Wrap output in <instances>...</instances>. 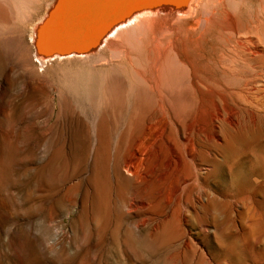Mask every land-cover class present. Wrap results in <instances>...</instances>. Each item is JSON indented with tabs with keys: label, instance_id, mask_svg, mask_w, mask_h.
<instances>
[{
	"label": "rangeland",
	"instance_id": "1",
	"mask_svg": "<svg viewBox=\"0 0 264 264\" xmlns=\"http://www.w3.org/2000/svg\"><path fill=\"white\" fill-rule=\"evenodd\" d=\"M197 8L131 11L151 34L84 60L66 49L67 0H0V264H264V87L238 109L230 93L258 70L219 60L223 27L264 20V0Z\"/></svg>",
	"mask_w": 264,
	"mask_h": 264
},
{
	"label": "bare ground",
	"instance_id": "2",
	"mask_svg": "<svg viewBox=\"0 0 264 264\" xmlns=\"http://www.w3.org/2000/svg\"><path fill=\"white\" fill-rule=\"evenodd\" d=\"M66 1V0H65ZM202 1L204 2V0H187V2H186V5H185V7L184 8H182V9H179V8H175L176 6H174V5H170L169 7H167V9H166V11H162V13L164 12V14L165 13H167V15L168 14H172L173 12V14L175 15V14H177V15H179V16H181V15H185V14H189V16H190V12H191V10H192V8H197L198 6H200L201 5V3H202ZM219 1V0H218ZM63 2V1H62ZM234 2V1H233ZM207 3V2H206ZM213 3V2H212ZM211 3V4H212ZM203 5H204V3H203ZM208 5V4H207ZM212 5H214V4H212ZM239 5V4H238ZM64 6L66 7V5L64 4ZM210 6V5H209ZM219 6V5H218ZM214 7H216V5L215 6H213V8ZM221 7H224V5H222ZM199 8H201V7H199ZM205 8V7H204ZM65 10H66V8H64ZM198 9V8H197ZM224 9V8H223ZM235 9V8H234ZM64 10V11H65ZM213 11H214V9H212ZM216 10H217V8H216ZM215 10V11H216ZM221 10V9H220ZM225 10V9H224ZM263 10V9H262ZM63 11V12H64ZM210 10H208V12H209ZM218 11V10H217ZM66 12V11H65ZM143 12V11H142ZM145 12V11H144ZM159 12H161V11H159V10H156L155 11V13L154 14H158ZM206 12V11H205ZM227 12V11H226ZM261 12V11H260ZM148 13H153V12H148ZM147 12H146V15L148 14ZM192 13V12H191ZM214 13V12H213ZM223 13H225V12H223ZM232 13V12H231ZM60 14V13H59ZM62 14H64V13H62ZM129 14V13H128ZM138 14H140V13H138ZM145 13H143V15H144ZM170 14V15H171ZM172 14V15H173ZM193 14H194V10H193ZM192 14V15H193ZM196 14H198L197 12H196ZM215 14H217V12L215 13ZM260 14H262V13H260ZM259 14V15H260ZM58 15V14H57ZM67 15V13H65V16ZM170 15H168V16H170ZM203 15L205 16V13H203ZM219 15V14H218ZM226 15H228V13L226 14ZM64 16V15H63ZM62 16V17H63ZM148 16V15H147ZM150 16V15H149ZM153 16V15H152ZM179 16L177 17V18H179ZM187 16V15H186ZM185 16V17H186ZM188 16V17H189ZM203 16V17H204ZM261 16V15H260ZM56 17V16H55ZM138 15H134L133 17H131V18H127L126 20H124V21H122V22H120L119 24H117V26L115 25L113 28H111L110 30H108V31H106L105 33H103L97 40H96V42L94 43V45H92V47H90V49L89 50H87L86 52H84V53H76V54H80V55H77V56H80V58H83L84 60L85 59H88V58H92V57H96V55H98L99 53H100V51H101V47L102 46H104V45H106V43L108 44V41L109 40H111V39H115V38H124V39H122L121 41L123 42V40H125V36H126V38L128 37L129 39H132V38H130V35L129 36H127L126 34L129 32H132V31H135V30H138L139 32H140V27L142 26H145L146 27V30L148 29L147 28V24H148V22H147V20H145V21H139V19H138ZM141 17V16H140ZM139 17V18H140ZM144 17H146V16H144ZM151 17V16H150ZM153 17H155V16H153ZM173 17H175V16H173ZM183 16H181L179 19H181ZM185 17L183 18V19H185ZM212 17V16H211ZM235 17H236V15H235ZM15 18V17H14ZM195 18V17H194ZM254 18V17H253ZM260 18V17H259ZM258 18V19H259ZM262 18H263V15H262ZM56 19H57V17H56ZM61 19V18H60ZM63 19V18H62ZM61 19V20H62ZM65 19V18H64ZM142 19V18H141ZM152 19V18H151ZM183 19H181V21H183ZM190 19V18H189ZM204 19V18H203ZM221 19V18H220ZM223 19H226V18H224L223 17ZM228 19H229V17H228ZM264 19V18H263ZM58 20V19H57ZM57 20H56V22H57ZM66 20V19H65ZM65 20H64V23H65ZM142 20H144V19H142ZM149 20V19H148ZM154 20V19H153ZM156 20V19H155ZM186 20H187V18H186ZM194 20V19H193ZM211 20V19H210ZM227 20V19H226ZM251 20V19H250ZM60 21V20H59ZM152 20H149V22H151ZM207 21V20H206ZM205 21V22H206ZM252 21L254 22V20L252 19ZM144 23V25H143V23ZM147 22V23H146ZM153 22V21H152ZM177 22V20L176 21H174V24ZM196 22H198V21H196ZM221 23H223L222 21H220ZM229 22V21H228ZM55 23V22H54ZM61 23H62V21H61ZM61 23H59V24H61ZM195 23V22H194ZM202 23V22H201ZM225 23H227V22H225ZM224 23V24H225ZM248 23H249V21H248ZM255 23V22H254ZM53 24V23H52ZM50 25V26H52L53 27V25ZM142 24V25H141ZM152 23H150V24H148L149 26L151 25ZM154 25H155V23H153ZM152 24V25H153ZM158 24V23H157ZM173 24V23H172ZM198 24V23H197ZM230 24H231V22H230ZM55 25H57V28L59 27L58 26V24L56 23ZM71 25V24H70ZM141 25V26H140ZM195 25V24H194ZM202 25V24H201ZM206 25V24H205ZM226 25H229V23H227ZM226 25H224V26H226ZM245 25V24H244ZM250 25V24H249ZM249 25H247V27L248 28H246V29H238V28H235V27H228L227 26V28L226 27H223L224 29V31L227 33V34H229L230 36H231V38H233V41H232V44L229 46V48H228V54H226V55H222L221 56V58L219 59L220 60V66H221V68H223L224 70H230V71H235V69H236V66H237V64L238 63H246V64H249V63H251V64H253V66L258 70V72L257 73H255L254 75H250V76H247V75H241L245 80H246V85L243 87V88H241V89H238V90H236V91H233V92H231L230 93V97H231V99H232V101H234V102H236V106L238 107V109H242L243 107L245 108V107H248V105L251 103V101L253 100V95L255 94H257V93H259L260 91H261V93H262V90H263V88L262 87H264V73H262V69H264V47H263V45L264 44H262V42H264V41H262L263 40V38H264V20H260V21H258L257 23H255L253 26H251V27H249ZM61 26V25H60ZM64 27H65V25H63ZM148 26V27H149ZM211 26V25H210ZM238 26V25H237ZM236 26V27H237ZM55 27V26H54ZM71 26H69V30L71 29L70 28ZM144 27V28H145ZM208 27H209V24H208ZM60 28V27H59ZM61 28H63V27H61ZM153 28V27H152ZM155 28V27H154ZM203 28L204 27H202V31L201 32H203ZM245 28V27H244ZM53 29V28H52ZM55 29V28H54ZM151 29V28H150ZM178 28L176 27V30H177ZM207 29V28H206ZM57 30V29H56ZM55 30V31H56ZM58 30H60V29H58ZM57 30V31H58ZM149 30V29H148ZM152 30V29H151ZM155 30V29H154ZM196 30V29H195ZM62 30H60V32H61ZM137 31V32H138ZM142 31V30H141ZM187 31V30H186ZM53 33L54 31H51L50 30V33ZM59 32V33H60ZM69 33H70V31H68ZM67 32V33H68ZM138 32V34H137V37H140V39H141V36L140 35H142V34H144L143 32L140 34ZM149 32H150V30L147 32L148 34H149ZM154 32V31H153ZM163 32V31H162ZM167 32V31H166ZM166 32H164V34H168V33H166ZM184 32V31H183ZM49 33V34H50ZM51 33V34H52ZM128 33V34H129ZM146 33V32H145ZM155 33V32H154ZM173 33H174V31H173ZM172 33V34H173ZM204 33V32H203ZM140 34V35H139ZM150 34H151V32H150ZM180 34H181V32H180ZM196 34V33H195ZM211 34V33H210ZM54 35H56V33L54 34ZM58 35H60V34H58ZM154 35V34H153ZM183 35H184V33H183ZM66 36V35H65ZM68 36V35H67ZM71 36H72V34H71ZM144 36H146V40H147V42H148V39H150V37L148 38V36H147V34H144ZM164 36V35H163ZM173 36H174V34H173ZM185 36V35H184ZM188 36H189V34H188ZM263 36V37H262ZM52 36L50 35V38H51ZM56 37H57V35H56ZM62 37H64V36H62ZM70 37V36H69ZM68 37V39H71V38H69ZM143 37V36H142ZM154 37V36H153ZM162 37V36H161ZM168 37V36H167ZM178 37V36H177ZM179 37H181V36H179ZM178 37V38H179ZM206 37V36H205ZM222 37V36H221ZM59 38H61V37H59ZM59 38H58V41H59ZM128 38L125 40V41H127L128 40ZM186 38H188L187 36H186ZM218 38V37H217ZM42 39V38H41ZM56 39V38H55ZM67 39V40H68ZM154 39H156V37L154 38ZM154 39H153V41H154ZM162 39V38H161ZM164 39H165V37H164ZM190 39V38H189ZM198 39H199V36H198ZM207 38H205V40H206ZM47 40H48V38H47ZM50 40H52V38L50 39ZM112 40V41H113ZM139 40V39H138ZM160 40V39H159ZM172 40H173V38H172ZM214 40V39H213ZM49 41V40H48ZM57 41V42H58ZM133 41V40H132ZM131 41V42H132ZM140 41H142V39L140 40ZM188 41V40H187ZM203 41V40H202ZM223 41V40H222ZM52 42V41H51ZM56 42V44H57V46H60V47H62V46H66V44H64L63 45V43L61 44V45H58L59 43H57ZM60 42V41H59ZM119 42H120V40H119ZM129 40L127 41V42H125V43H127L126 45L127 46H129V47H127V48H130V49H132L133 51H134V44H133V46H130V45H132V44H128V43H131ZM143 42V41H142ZM141 42V43H142ZM157 42V41H156ZM160 42H161V40H160ZM176 42V41H175ZM210 42V41H209ZM212 42V41H211ZM220 42V41H219ZM224 42H225V40H224ZM47 44H48V42H46ZM64 43H65V41H64ZM124 43V42H123ZM134 43V42H133ZM152 43V42H151ZM151 43H150V47H151ZM184 43V42H183ZM203 43H204V41H203ZM104 44V45H103ZM161 44H163V42H161ZM208 44V43H207ZM44 45V44H43ZM142 46H144L143 45V43L141 44ZM171 45V44H170ZM169 45V46H170ZM185 45V44H184ZM183 45V46H184ZM49 46V45H48ZM65 46H64V49H65ZM107 46V45H106ZM105 46V47H106ZM120 46V45H119ZM122 46V45H121ZM141 46V47H142ZM158 46H159V49L158 50H160V48L163 46V45H161V47H160V44H158ZM164 46H165V44H164ZM53 47V46H52ZM52 47H51V49H49V50H53L52 49ZM67 47V46H66ZM122 47H125L124 45L122 46ZM132 47V48H131ZM176 47V46H175ZM49 48V47H48ZM59 48V47H58ZM142 48H144V47H142ZM154 49H155V47H153ZM158 48V47H157ZM180 48V47H179ZM221 48V47H220ZM55 49V48H54ZM67 49V48H66ZM110 49V48H109ZM140 49V48H139ZM163 49H165V48H163ZM163 49H161L162 51H163ZM208 49H209V47H208ZM56 51H57V49H55ZM55 50H53V51H55ZM60 50H62L63 51V49H60ZM68 50V49H67ZM107 50V49H106ZM128 50V49H127ZM141 50V49H140ZM146 50V52H147V49H145ZM160 50V51H161ZM169 50H171V48L169 49ZM205 50V49H204ZM66 51V50H65ZM69 51V50H68ZM108 51H110V50H108ZM162 51L160 52V53H162ZM50 52V51H49ZM103 52H105V48H104V50H103ZM113 52H115L114 54H116V52L117 53H120V52H122V51H120V49H118L117 47L115 48V49H113ZM124 52V51H123ZM141 52V51H140ZM142 52H143V50H142ZM156 52V50L153 52L154 54H159L160 55V53H155ZM159 52V51H158ZM165 52V51H164ZM170 52V51H169ZM213 52H214V50H213ZM106 53H107V51H106ZM110 53H111V51H110ZM152 53V54H153ZM218 53V52H217ZM102 54V53H101ZM104 54V53H103ZM102 54V55H103ZM113 54V57L115 56L116 58H117V61H119V58H120V54L119 55H114ZM127 54V53H126ZM125 54V55H126ZM152 54H150V55H152ZM165 54H167V52L165 53ZM171 54V53H170ZM210 54H211V52H210ZM111 55V54H110ZM124 55V54H123ZM159 55H158V57H159ZM69 56V55H68ZM71 56V55H70ZM76 56V55H75ZM100 56V55H99ZM128 56V55H127ZM126 56V57H127ZM162 56V55H161ZM172 56V55H171ZM94 57V58H95ZM119 57V58H118ZM121 57H122V54H121ZM153 57V56H152ZM157 57V58H158ZM166 57H168L169 59H170V57H169V54L166 56ZM107 58V57H106ZM116 58H115V60H116ZM125 58V57H124ZM99 59H103L102 58V56L99 58ZM113 59V58H112ZM128 59V58H127ZM130 59V58H129ZM169 59H167V61L169 60ZM95 60V59H94ZM126 60V59H125ZM152 61H151V63L155 60V57L154 58H152L151 59ZM159 60H160V58H159ZM158 60V61H159ZM87 61V60H86ZM89 61H92V60H88V62ZM116 61V62H117ZM99 62V60L97 59V63ZM102 62V61H101ZM121 62V61H120ZM120 62H119V64H120ZM128 62H130V61H128ZM134 62V61H133ZM156 62V61H155ZM154 62V63H155ZM163 62V61H162ZM170 61H168L167 63H169ZM178 62V61H177ZM85 63V62H84ZM96 63V64H97ZM100 63V62H99ZM105 64H106V62H104ZM127 63V62H126ZM145 63V62H144ZM153 63V64H154ZM164 63V62H163ZM162 63V64H163ZM166 63V62H165ZM185 63V62H184ZM95 64V63H94ZM113 63H111V65H112ZM129 64V63H128ZM131 65H132V63H130ZM148 64H150V63H148ZM177 64V63H176ZM212 64H214V63H212ZM217 64V63H216ZM90 65H92V64H90ZM89 65V66H90ZM101 65V64H100ZM121 65V64H120ZM125 65V64H124ZM131 65H130V67H131ZM155 65V64H154ZM156 65H157V62H156ZM164 65V64H163ZM162 65V66H163ZM93 66V65H92ZM94 66H99L98 64L97 65H94ZM93 66V67H94ZM118 66V65H117ZM149 66V65H148ZM153 66V65H152ZM166 66V65H165ZM178 66V65H177ZM209 66V65H208ZM84 67V66H83ZM88 67V66H87ZM92 67V68H93ZM112 67H114V66H112ZM121 67H124V66H121ZM128 67V69H129V66H127ZM146 67V66H145ZM164 67V66H163ZM184 67V66H183ZM186 67V66H185ZM185 67L183 68V69H185ZM188 67V66H187ZM115 68V67H114ZM155 68H157L156 66H154L153 67V69H155ZM208 68V67H207ZM116 69V68H115ZM118 70H119V68H117ZM125 69H127L126 67H125ZM135 69V68H134ZM175 69V68H174ZM219 69V68H218ZM93 70V69H92ZM98 70V69H97ZM96 70V71H97ZM100 70H101V68H100ZM114 70V69H113ZM118 70H117V72H118ZM139 70V69H138ZM138 70H135V71H138ZM157 70V69H156ZM162 70V69H161ZM205 70H206V67H205ZM154 70H152V72H153ZM163 71V70H162ZM165 71V70H164ZM191 71V70H190ZM116 72V73H117ZM122 72V71H121ZM127 72H128V70H127ZM264 72V71H263ZM116 73H114V75L116 74ZM137 73V72H136ZM140 73V72H139ZM138 73V74H139ZM147 73V72H146ZM145 73V74H146ZM163 73V72H162ZM188 73V72H187ZM112 74H113V72H112ZM132 74V73H131ZM134 74V73H133ZM141 74V73H140ZM148 74V73H147ZM217 74V73H216ZM118 75V74H117ZM123 76H124V74H122ZM127 75V74H126ZM125 75V76H126ZM136 75V74H135ZM157 75V74H156ZM214 75V74H213ZM116 76V75H115ZM119 76V75H118ZM117 76V77H118ZM124 76V77H125ZM128 76H129V74H128ZM154 76V75H153ZM124 77H122V80H124L123 78ZM131 77H132V75H131ZM142 77V76H141ZM140 77V79H143V78H141ZM146 77V76H145ZM187 77H188V75H187ZM111 79H112V77H110ZM119 78V77H118ZM189 78H190V75H189ZM121 79V78H120ZM182 79V78H181ZM187 79V78H186ZM185 79V80H186ZM116 80H117V78H116ZM121 80V81H122ZM156 80V79H155ZM154 80V81H155ZM187 80H189V79H187ZM120 81V82H121ZM126 81H127V77H126ZM143 81H145V80H143ZM148 82V81H147ZM157 82V81H156ZM127 83V82H126ZM125 83V84H126ZM129 83V82H128ZM127 83V84H128ZM149 83V82H148ZM151 83V82H150ZM153 83V82H152ZM188 83V82H187ZM113 84H115V82L113 83ZM122 84H123V82H122ZM124 84V85H125ZM126 84V85H127ZM156 84V83H155ZM158 84V83H157ZM156 84V90H157V86L159 85H157ZM189 84V83H188ZM241 84V83H240ZM121 85V84H120ZM129 85V84H128ZM152 85V84H151ZM194 85V84H193ZM109 86V85H108ZM107 86V87H108ZM159 86H161V85H159ZM166 86V85H165ZM190 86V85H189ZM111 87V86H110ZM135 87V86H134ZM139 87V86H138ZM144 87H145V85H144ZM168 87V86H167ZM191 87V86H190ZM136 88V87H135ZM150 88H151V86H150ZM166 88V87H165ZM185 88V87H184ZM205 88V87H204ZM117 89H118V87H117ZM119 89H120V87H119ZM169 89V88H168ZM173 89V88H172ZM153 90L154 89H152V92H153ZM166 90V89H165ZM139 92H140V90H138ZM137 91V92H138ZM173 91V90H172ZM180 91V90H179ZM155 92V91H154ZM119 93V92H118ZM143 93V92H142ZM264 93V92H263ZM128 94V93H127ZM158 94H160V92L158 93ZM120 95V94H119ZM131 95V94H130ZM129 95V96H130ZM148 95H151L152 96V93L151 94H148ZM145 96V95H144ZM144 96H139V100H140V102H139V104L138 105H141V106H147L146 105V101H148V99H146ZM169 96V95H168ZM171 96V95H170ZM186 96V95H185ZM111 97V96H110ZM119 97V96H118ZM154 97H155V93H154ZM166 97V96H165ZM115 98V97H114ZM148 98H151L150 96L148 97ZM185 98H187V96L186 97H182V96H178V98H176V99H178V100H180V102H183L184 101V99ZM256 98L257 97H255V100H256ZM120 99V98H119ZM188 99L190 100V98L188 97ZM154 100V99H153ZM169 100V99H168ZM253 103V102H252ZM252 103H251V105H252ZM254 104V103H253ZM119 105V104H118ZM140 106V107H141ZM253 107V106H252ZM262 107V106H261ZM130 108V107H129ZM147 108V107H146ZM251 108V107H250ZM113 109V108H112ZM140 109V108H139ZM253 109V108H252ZM129 110V109H128ZM147 110V109H146ZM149 110V109H148ZM147 110V111H148ZM155 110V109H154ZM142 111V110H141ZM140 111V112H141ZM253 111V110H252ZM257 111V110H256ZM258 111H260V114H261V109L260 110H258ZM264 111V110H263ZM144 113H145V111H144ZM154 113H156V115H159V116H161V111H159V110H156ZM248 113V112H247ZM252 113V112H251ZM255 113V112H254ZM249 114V113H248ZM136 115H137V113H136ZM141 115V114H140ZM175 115L177 116L178 115V112L177 111H175ZM238 115L240 116V114H238V112H235L234 113V115L233 116H231V123L232 124H234L235 123V120H237V119H239V118H237L238 117ZM256 115H257V113H256ZM259 115V114H258ZM257 115V116H258ZM261 115H263V114H261ZM84 116V115H83ZM155 116V115H154ZM250 116V115H249ZM248 116V117H249ZM158 117V116H157ZM242 117V116H241ZM244 117V116H243ZM242 119V118H241ZM262 119V118H261ZM240 120V119H239ZM243 120V119H242ZM255 120V119H254ZM260 120V119H259ZM249 121H251V119L249 120ZM245 122V121H244ZM248 122V121H247ZM257 122H258V120H257ZM260 122V121H259ZM220 123V122H219ZM228 123V122H227ZM239 123H240V121H239ZM252 123V122H251ZM261 123V122H260ZM242 124V123H241ZM240 124V125H241ZM245 124V123H244ZM253 124H255V123H253ZM259 124V123H258ZM257 124V125H258ZM236 125V124H235ZM249 125V124H248ZM211 126V125H210ZM218 126V125H217ZM251 126V125H250ZM253 126V125H252ZM251 126V127H252ZM261 126V125H260ZM220 128V127H219ZM239 128V127H238ZM237 128V129H238ZM240 128H242V126H240ZM254 126H253V130H254ZM260 128V127H259ZM221 129V128H220ZM262 129V128H261ZM183 130V129H182ZM181 130V131H182ZM249 130V129H248ZM252 129H251V132L253 131ZM227 131V130H226ZM231 131V130H230ZM260 131V130H259ZM183 132V131H182ZM236 132V131H235ZM249 132V131H248ZM255 132V130L253 131V133ZM236 133H238V131L236 132ZM247 133V132H246ZM256 135V134H255ZM260 135H261V133H260ZM184 136V135H183ZM182 136V138H185V137H183ZM236 136H238V135H236ZM245 136V135H244ZM248 136H249V134H248ZM233 137H235V136H233ZM247 137V136H246ZM248 139V138H247ZM262 139V138H261ZM190 140V139H189ZM232 140V139H231ZM234 141H235V138L233 139ZM257 140H258V137H257ZM239 142V141H238ZM264 142V141H263ZM183 143V142H182ZM235 143V142H234ZM241 143V142H240ZM260 143H261V141H260ZM262 144V143H261ZM194 145V144H193ZM236 145H238V143H236ZM258 146V145H257ZM256 146V147H257ZM263 146V145H262ZM231 147V146H230ZM260 149H261V147H260ZM263 151H264V149H263ZM257 153L259 152V151H256ZM260 152H261V150H260ZM249 153V152H248ZM252 153V152H251ZM253 154H255V153H253ZM252 156V155H251ZM256 156V155H255ZM257 157V156H256ZM258 158V157H257ZM263 158V157H262ZM261 161V160H260ZM254 163V162H253ZM236 164V163H235ZM254 166V165H253ZM133 168V166L131 167L130 165L128 166L127 165V171L128 172H131L132 169ZM251 168V167H250ZM134 171V170H133ZM132 173V172H131ZM185 183V182H184Z\"/></svg>",
	"mask_w": 264,
	"mask_h": 264
},
{
	"label": "water",
	"instance_id": "3",
	"mask_svg": "<svg viewBox=\"0 0 264 264\" xmlns=\"http://www.w3.org/2000/svg\"><path fill=\"white\" fill-rule=\"evenodd\" d=\"M187 0H67L72 33L67 49L84 53L126 14L139 10L166 11L170 5L185 7Z\"/></svg>",
	"mask_w": 264,
	"mask_h": 264
}]
</instances>
